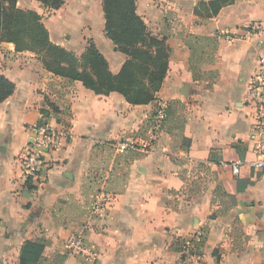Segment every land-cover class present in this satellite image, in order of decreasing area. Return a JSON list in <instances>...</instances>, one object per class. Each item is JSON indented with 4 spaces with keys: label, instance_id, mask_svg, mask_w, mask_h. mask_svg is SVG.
<instances>
[{
    "label": "crops",
    "instance_id": "obj_1",
    "mask_svg": "<svg viewBox=\"0 0 264 264\" xmlns=\"http://www.w3.org/2000/svg\"><path fill=\"white\" fill-rule=\"evenodd\" d=\"M209 1L172 0L176 33L165 6L136 0L137 14L168 46L166 76L146 104L95 94L46 70L34 52L0 44V74L15 84L0 103V264H18L23 242L37 237L45 242L39 264H264V170L249 165L256 155L247 101L264 55V0H233L207 17ZM101 2L64 0L51 10L16 0V7L38 13L50 41L76 56L92 40L115 74L125 55L103 32ZM186 34L217 37L214 62L200 66L203 76L215 71L214 80L194 79ZM171 100L184 105L187 149L162 128L151 133L155 111ZM36 123L68 135L45 155L29 189L23 157ZM120 142L130 147L118 151ZM232 161L242 162L236 176L223 165ZM217 183L228 196L215 193ZM99 196L106 198L102 215L91 210ZM72 234L89 255L67 248ZM177 238L181 251L171 247Z\"/></svg>",
    "mask_w": 264,
    "mask_h": 264
},
{
    "label": "trees",
    "instance_id": "obj_2",
    "mask_svg": "<svg viewBox=\"0 0 264 264\" xmlns=\"http://www.w3.org/2000/svg\"><path fill=\"white\" fill-rule=\"evenodd\" d=\"M37 1L51 10L60 8L64 3V0ZM232 1H209L206 16L216 14L222 6ZM101 9L105 36L116 51L125 55V61L115 74L110 72L105 57L92 40H86L84 52L79 56L53 44L41 16L35 11L18 9L16 0H0V44L11 42L16 51L34 52L46 70L69 81H80L95 94L118 92L133 105L154 101L155 93L168 70L166 36L158 37L148 29L136 12V0H102ZM185 43L190 50L188 64L194 79L214 80L217 73L208 70L203 76L200 66L214 62L217 37L186 34ZM14 89L15 84L0 74V103L12 95ZM183 108L184 105L179 100L169 101L163 109L161 128L177 137L187 149L190 140L183 135ZM41 112L44 116L49 113L43 109ZM31 182L30 178L25 181L29 189L34 188ZM214 191L216 194L226 195L221 183H217ZM44 246V239L39 237L24 241L19 250L18 264H39ZM182 246L183 240L177 238L172 241V249L181 251Z\"/></svg>",
    "mask_w": 264,
    "mask_h": 264
},
{
    "label": "built area",
    "instance_id": "obj_3",
    "mask_svg": "<svg viewBox=\"0 0 264 264\" xmlns=\"http://www.w3.org/2000/svg\"><path fill=\"white\" fill-rule=\"evenodd\" d=\"M247 101L254 110L253 122L251 124L252 147L256 158L249 163L250 167L264 170V55L256 60V65L251 74L247 87ZM164 119L163 108L159 107L152 119L151 133L159 130ZM68 132L63 128L51 127L47 124H34L31 127L30 141L26 145L23 157L25 179H34L43 171L44 157L48 153L58 150L59 139L66 137ZM130 145L120 142L116 145L118 151L128 149ZM228 166L232 175L236 176L242 165L240 161L223 163ZM106 205V198L96 197L91 203V210L95 214L102 215ZM67 248L74 254L83 253L89 255V249L84 245L80 234H72L66 241ZM191 242L184 245V250H191Z\"/></svg>",
    "mask_w": 264,
    "mask_h": 264
},
{
    "label": "rangeland",
    "instance_id": "obj_4",
    "mask_svg": "<svg viewBox=\"0 0 264 264\" xmlns=\"http://www.w3.org/2000/svg\"><path fill=\"white\" fill-rule=\"evenodd\" d=\"M170 2H172V0H154V3L159 7V6H165L166 9H167V12H166V15H168L169 19L171 20V23L173 26H177L176 29H175V32L176 33H179L180 30H178L180 27H178V25H180L178 22V20L176 19V16L174 15V13L170 10L169 7H172ZM169 8V9H168ZM93 12H94V8H93ZM206 12V11H205ZM95 13V12H94ZM86 22L88 21L85 20ZM91 21H92V24H93V30L94 31H97L99 28L97 25H95V22L94 20L91 18ZM94 22V23H93ZM77 23V20L76 21H71V23H68V27L69 28H72L74 27V24ZM126 150V149H125ZM125 150H122V151H125ZM199 167V165H198Z\"/></svg>",
    "mask_w": 264,
    "mask_h": 264
}]
</instances>
